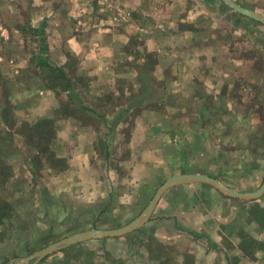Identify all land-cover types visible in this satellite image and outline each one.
<instances>
[{"label":"crops","instance_id":"crops-1","mask_svg":"<svg viewBox=\"0 0 264 264\" xmlns=\"http://www.w3.org/2000/svg\"><path fill=\"white\" fill-rule=\"evenodd\" d=\"M170 6L173 5L162 3L150 27L142 25L143 31L148 32L158 26L159 29L169 31V34L161 38L153 34L152 39H156L157 43H165L172 47L174 40L179 39L183 41L184 46L180 47L170 57V62L163 67H160L157 61L160 58L159 54L152 51L156 60L151 67L143 69L138 64L133 69L131 67L125 71L121 69V62H115L121 54L118 43L121 39L120 35H123L122 27L119 31H114L110 27L111 30L108 28V32L102 36L101 39L105 44L109 43L104 50L105 52L107 50V53H103L100 49L103 43L95 42V47L90 44L82 45L81 49L78 46L87 42L88 36L96 32L94 26L97 25H89L86 16L78 20V23L85 26L80 34L75 35L72 31L64 35L66 23L61 19L65 15L76 13V8L72 4L68 5L70 8L67 10L63 6H54L51 13L45 14L46 19L39 17L43 19L41 22L55 25V35L60 36L59 44L65 42V46H61L57 56L62 58H59L60 64L64 65L68 75L76 84L97 93L95 94L97 97H105L106 99L103 100L112 102L111 111L103 112L104 118L108 121L107 132L113 130L110 127H114L116 137L121 135L124 137L119 144L121 151L125 153L129 150L130 155L120 161L123 164H119V170L113 167L106 160L113 153L112 150L117 151V149L113 148L110 151V147L106 150L101 149L100 152L96 148L99 139L107 132L82 123L78 117L61 116L59 100L55 103L52 100L49 106L51 109L48 110V105L41 104V98L51 89L42 83V79L36 80L33 73L32 76H23L28 74L27 69H15V74L8 78L5 86L8 92L7 98H0V128L9 129L8 126L17 119L32 124L39 119L49 118L54 120L55 125L50 146L39 151L29 150L25 139L0 138V145L4 147L10 159L27 162L30 166L33 165L34 169L37 168V171L46 166L44 169H47L49 174L37 173V175L41 177L49 198L55 202L54 208H50L34 182H27L31 188L25 189L21 194L15 192L16 194L8 197L10 200L6 198L11 210L7 214L0 215L2 231L9 234V227L16 219L40 222L39 225L36 223L25 225L34 230L29 232L31 236L27 235L23 238L24 245L21 248L23 252L28 253L36 249L33 251L35 252L43 248L47 239L42 240V235L50 232L54 234L55 230L73 234L92 229L111 228L117 225L118 219L132 220L138 215L137 212L147 205L158 188L155 186L161 184L162 179L176 175L174 171L180 170L177 174H206L217 178L223 184L231 185L208 169L213 167V163L216 165L225 157L222 146L225 136L222 132L220 135L216 133L215 141L210 143L209 139L213 134L205 130L206 125L203 122L208 120L222 122L228 109L220 104V100L224 98V91L230 89L232 85L227 79L233 78L235 84L234 75L240 76V69L237 68L235 73L225 78L224 68L217 64V56L205 52L203 43H199V38L192 32L189 36L185 34L186 29L193 30L192 26L186 28V25H181L182 30H177L176 27L171 28L174 23L171 21L173 19L171 14L168 19L161 17L162 13L169 12ZM46 9L47 4L42 6L43 11ZM232 15L231 23L235 26L234 22L238 16L235 13ZM35 18L30 22L33 28L41 23L39 20H36V24L32 22ZM116 19L120 21L124 18L116 17ZM112 23L118 22L115 20ZM133 24L134 21L128 23L130 26ZM149 38L151 37L148 36L147 39ZM139 39L144 42L142 31ZM223 39L227 41L226 37H216L217 43L222 46H224ZM69 57L72 61H76L75 67L69 64L67 60ZM133 58L138 59L136 56ZM230 58L233 63V57ZM123 77H128L129 80ZM144 86L148 91L140 97L139 92ZM32 87L38 88L34 98ZM76 88L80 96L78 85ZM129 88L135 95L130 100H126L124 96L130 93ZM2 89L0 85V91ZM164 90L167 94L161 98L160 95ZM114 96L119 98L118 102L117 99L110 98ZM7 103L11 105L9 114L5 112ZM216 107L222 108L224 113ZM32 108L35 110L32 111ZM12 110L15 115L18 113L21 116L18 118L14 116L13 119ZM248 115L249 113L246 115L243 112L241 118L247 119L248 122L250 117ZM114 121L117 123L112 125ZM128 125L130 127L127 129ZM248 125L247 134L251 135L255 128L250 123ZM114 131L107 137H111ZM235 135L232 133L233 138H236ZM232 149L230 148L229 151ZM97 157L100 162L96 166ZM209 159L211 162H208ZM57 160L62 164L56 165ZM193 160L197 162V166L196 163H192ZM244 160L246 165L248 160ZM39 161L42 165L35 168L34 164L37 166L36 162ZM253 169L252 167L251 170ZM235 170L239 171V168ZM150 177L153 179L152 182L148 181ZM130 204L133 205L127 206ZM258 211L264 215V198L237 200L223 195L208 184H181L164 192L149 220L138 230L119 237L73 244L67 249L75 251L74 256L66 261L61 260L65 264L66 262L67 264H112V261L114 264H190L192 254L195 253L192 250L197 245L203 247L206 254L208 239L214 248L230 250L239 249L241 244H244L247 239L243 234L248 231L255 232L251 237L256 241L260 240L261 236H257L256 230L263 225L257 224ZM196 219H199L198 223ZM142 234L143 243L133 247L132 242L137 235ZM37 235L41 236L39 241L26 238L34 239ZM192 235H200L204 240L200 239V242H196ZM6 243L8 238L0 240V251L3 249L2 245ZM177 250L180 251L179 254ZM61 251L59 253H63ZM7 257L8 255L1 254L0 262ZM46 259L38 264H43Z\"/></svg>","mask_w":264,"mask_h":264},{"label":"rangeland","instance_id":"rangeland-1","mask_svg":"<svg viewBox=\"0 0 264 264\" xmlns=\"http://www.w3.org/2000/svg\"><path fill=\"white\" fill-rule=\"evenodd\" d=\"M234 1L264 16V0ZM162 3H169L173 6H170L169 12H166V14L162 13L161 17L168 19L171 14L173 18L171 21H174L171 28L176 27L177 30H182L183 27L181 25H186V28L192 26L193 30L186 29L185 34L189 36L190 32H192L199 38V43H203L205 52L210 54L213 53L215 54L214 56H217V64L219 67L224 68L223 76L225 78L229 74L235 73L237 68L240 69L241 75H234L236 78L235 84L232 81L233 78L231 80L230 77L227 79V82H229V84L232 83V85L230 89L228 88V90L224 91V98L220 100V104L228 109V111H226L228 114L226 113L221 123L213 120L203 122V124L206 125L205 130L213 134L209 139L210 143L215 141L214 134L216 133L220 135V132H222L225 136L222 145L225 157L221 158L222 160L216 165L213 163V167L208 169L212 173L220 175L221 178L226 183H230V186L235 190L246 192L255 191L262 183L264 177V25L252 18L235 12L222 0H0V85L3 87L2 91H0V98H7L8 92L5 86L8 82V78L11 77L13 73L15 74V69H27L28 74L23 76H32L33 73L36 80L40 78L42 79V83L49 86L55 83L54 76L52 75L47 76V79L44 80L43 78H46L44 70L39 69L37 65V58L39 56V37L32 31L31 28L33 27H31L30 24L31 19L35 18V16L37 18L32 21L35 24L36 20L40 22L43 20L41 18L39 19V17L46 19L45 14L51 13V9L54 6H63L67 10L70 8L68 5L72 4L76 8V13H72L70 16L65 15L61 19L66 23L64 29L65 36L72 31L75 35L81 33L82 28L85 26L78 23L79 19L87 17L89 25H97L94 26L96 32L88 36L87 42L78 45L80 49L82 45L88 44L95 47V42H97L104 44L100 49L103 50V53H107V50L106 52L104 50L107 49L106 45H109V43L105 44L101 39L102 36L106 34L109 29L111 30V28L114 31H119L120 27H122L124 31L122 29L123 35H120L121 39H119L120 41L118 43L121 47V54L115 59L116 63L121 62V69L124 71L131 67L133 69L134 66L138 64L143 69L145 67H151L156 60L152 55V51L159 54L160 58H158L157 61L160 67L165 66L170 62V57L173 56L180 47L184 46L183 41L175 39L172 47H169L165 43H157L156 39H152V35L154 34L157 38H161V36L168 35L169 31L166 29H159L158 26H156L153 27L154 29L151 28L147 32L143 31L144 29L142 26L145 24L150 27L151 22L156 18L158 13L157 9ZM45 4H47V9L43 11L42 6H45ZM234 13L236 16H241V21L235 26L231 23L232 14ZM118 16L120 19L121 17L124 19L118 21L116 19V17L119 18ZM115 20L118 22L117 24L112 23L115 22ZM131 21H134L132 26L128 25ZM55 28L53 23H45L44 38L47 44V54L50 59L52 58L51 61H53L54 64L62 65L60 64V59L62 58L58 57L57 53L61 49V46H65V42L59 44L60 36L55 35ZM141 31L144 35V42L139 39ZM148 36L151 38L147 39ZM217 36L227 38V41L223 39L224 46L217 43ZM134 56L138 59L133 58ZM230 57H233V63ZM67 60H69V64L72 67H75V60L72 61L71 57ZM66 63H68V61ZM70 78L73 80L72 77ZM123 78L129 80L128 77ZM111 82H113L112 79ZM76 85H78L81 102L87 107L89 106L88 104H90L93 109L90 106L88 108H91L97 113L80 110L78 100L69 93H61V88L56 89V92L55 90H48L49 92L46 93V96L41 98V104L43 106L48 105V110H50V102L53 100L55 103L56 100H59L61 108L65 106V108L74 114V117L80 118L82 123L97 127L98 129L100 128L101 131L104 130V132H107V129H109L108 121L105 122L98 115L103 114L104 111H111L112 102H110V100H103L106 99L105 97H97V95H95L97 93L87 89L85 86L81 87L79 84ZM76 85L75 89L77 91ZM130 88L128 89L130 93L124 96L126 100H130V98L135 95ZM31 90L34 98L38 88L32 87ZM166 94L167 91L164 90L160 95L161 98H164ZM110 98H113L112 100L117 99V102L119 101V98L115 96ZM216 108L223 111L220 107ZM33 110L35 109L32 108V111ZM243 112L246 115L249 113L248 116L250 117L248 122L247 119L241 118ZM15 114L16 113H13L12 110L13 119L14 116L17 118L21 116L18 113L17 115ZM249 123L255 128L251 135L247 134ZM22 124L23 121L17 119L14 120L13 124L8 126L9 129L0 128V138L25 139L21 131ZM129 127L128 125L127 129ZM111 129L113 130L105 133V136L99 139L96 148L99 149L100 152L101 149L106 150L111 147V151L113 148H116L117 151L112 150L113 153L106 161H109L113 167L119 170V164H123L120 161L125 157H129L130 153L129 150L125 153L121 151L119 144L124 137H122V135L116 137L114 127ZM113 131L114 133H112V136L107 137V135L109 136ZM232 133L236 134V138L232 137ZM27 146L29 150H34V147L30 144ZM230 148L233 149L229 151ZM0 150V204L8 202L7 199L10 200L8 197L16 193L21 194L25 189L31 188L28 186L29 184L27 182H34L41 191L39 182L42 183V179L37 173L49 174L47 169H44L46 166L43 168L44 170L41 169L37 171L36 167L42 165L40 161L36 162L37 166L34 164L36 168L34 169L33 165L30 166L27 162L18 161V159L15 160V158L10 159L4 147L1 145ZM233 159L234 161H232ZM244 159L248 160L246 165L244 164ZM99 162V159L95 161V165L97 166ZM208 162H211L210 159ZM226 162L229 163L226 164ZM192 163H196V166L198 165L195 160H193ZM207 165L209 164L207 163ZM227 165H229V167H227ZM247 167L249 168L247 169ZM252 167L254 168L253 170H251ZM236 168H239V171L235 170ZM178 171H174V173L177 174L179 173ZM165 179L166 178L161 181ZM113 180L116 182L115 178H113ZM148 181L152 182L153 179L150 177ZM159 185L158 183L155 188ZM261 198H264V194L255 200ZM131 205L133 204L127 206ZM9 211L10 209L7 211L0 210V215L2 212L7 214ZM141 211L137 212L136 210L135 213L137 212L139 214ZM256 221L257 224L263 225V227L260 229L257 228L256 230L257 236H261L260 240L256 241L255 238L251 237L255 235V232L248 231L249 233H242L246 236L247 240H245L244 244H241V250L240 248L230 250L223 248L216 249L211 246V242H209L208 239L209 246L206 254H204L203 247L197 245V247L192 250V252L195 253H191L193 258L190 259V264H264V215L262 212H257ZM116 222L117 225L114 224L115 226L111 228L122 226L129 221L127 219H118ZM196 222L198 223L199 219H196ZM29 223L40 224L37 220L16 219L12 222V226L9 227V234L2 231L3 225H0V240L2 241L8 238V243L2 245L3 249H1L5 251V253L0 251V255L5 254L8 255V257L2 260L0 264H6L10 260H18L36 250L32 249L30 252L25 253L21 249L24 245L23 238L27 235L31 236L29 232L34 230L33 228L29 229V227H25V225ZM62 232V230H55L54 234L50 232V234L42 235V240L47 239L43 247L70 235L69 233L65 234ZM39 236L40 235H37L34 239L33 237L26 238L32 241H39ZM192 236L193 240L196 242H200L199 240L202 239L200 235ZM249 238L250 240H248ZM142 243L143 234L137 235V238L132 242V246L141 245ZM60 251L53 254L64 261L74 256L75 253V251L71 249L65 254L59 253ZM179 252L180 251L177 250L178 254ZM53 254L47 256L48 259H46L43 264H65L62 260H52L54 258V256H52ZM112 264H114V261H112Z\"/></svg>","mask_w":264,"mask_h":264},{"label":"water","instance_id":"water-1","mask_svg":"<svg viewBox=\"0 0 264 264\" xmlns=\"http://www.w3.org/2000/svg\"><path fill=\"white\" fill-rule=\"evenodd\" d=\"M222 1L228 7L232 8L235 12L242 14L243 16L252 18L253 20L261 24H264V16L261 15L260 13L248 9L246 7H243L234 0H222ZM190 183L208 184L214 187L223 195L237 200H255L264 194V177L262 183L255 191L246 192V191L235 190L232 187L223 184L217 178H214L206 174H199V173L176 174L167 178L158 186V188L154 192L153 196L151 197L147 205L143 208V210L128 223L115 228L92 229L88 231H82V232L70 234L53 243L48 244L47 246L29 254L26 257L20 258L18 260H10L6 264H38L43 258L55 252H58L64 248H67L73 244L87 240L119 237L129 234L133 231H136L149 220L153 210L155 209V206L157 205L159 199L164 194V192H166L168 189L172 187L181 184H190Z\"/></svg>","mask_w":264,"mask_h":264},{"label":"trees","instance_id":"trees-1","mask_svg":"<svg viewBox=\"0 0 264 264\" xmlns=\"http://www.w3.org/2000/svg\"><path fill=\"white\" fill-rule=\"evenodd\" d=\"M240 17L241 16L238 15V18L235 20L234 23L236 25L241 21ZM44 27H45V22L43 21L37 27L31 28V29L39 37V48H38L39 56L37 58V65L40 69L44 70L46 78H43V79L46 80L47 76L49 75L54 76L55 83L52 86L45 84L46 87L51 89L52 91L55 90V92H56V89L61 88V93H66V94L69 93L73 95L75 99L78 100L79 102L78 106L80 110L88 111L91 113H94V112L97 113L96 111L92 110L93 109L92 107H91L92 109L88 108L89 106L87 107L81 102L80 96L78 95L75 89L76 83L74 80L70 78L67 71L64 69V65H56L53 63V61H51L50 57L47 54V44L44 38ZM147 91L148 90H146L144 86L143 89H141V91L139 92V96L143 97L147 93ZM10 110H11V105L7 103V106L5 107L6 114H9ZM60 115L61 116H74V114L70 112L67 108H65V106H63L60 109ZM98 116H100L106 122V119L104 118V114H99ZM116 123L117 122L114 121L112 122V125H115ZM21 131L25 136L26 142L30 144L31 146H33L35 150L39 151L42 149H46L50 146L53 140V137H54V133H55L54 120L49 119V118L48 119L43 118V119L37 120L36 122L32 124L23 122ZM0 155H1V150H0ZM61 164L62 162H60L59 160L56 161V165H61ZM39 186L41 188V193L45 197L49 207L54 208L55 202L51 198H49L46 187L41 182H39ZM9 206L10 205L8 203L0 204V210L7 211L8 209H10ZM4 213L5 212H2L1 216ZM67 251H69V249L67 248L62 250L64 254ZM46 258H43L42 261H44ZM54 259L61 260V258L57 256H54L52 260Z\"/></svg>","mask_w":264,"mask_h":264}]
</instances>
